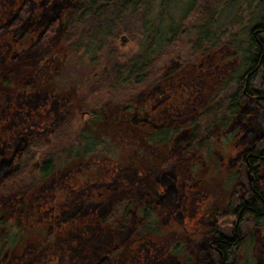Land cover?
I'll list each match as a JSON object with an SVG mask.
<instances>
[{
	"label": "rangeland",
	"instance_id": "374dc122",
	"mask_svg": "<svg viewBox=\"0 0 264 264\" xmlns=\"http://www.w3.org/2000/svg\"><path fill=\"white\" fill-rule=\"evenodd\" d=\"M53 1L52 7L56 3L58 6L61 4L60 0ZM186 3L187 0H177L171 9V15L176 20L183 15ZM20 4L21 0H0V25L17 11ZM241 5L242 1H237L226 6L221 13L220 22L227 24L237 14L241 16L239 11ZM42 13H48V18L51 15L47 9ZM242 15L244 16L242 22L233 28L232 34L245 36V31L249 30L245 28L247 14L245 16L244 12ZM130 17L128 15L125 22L133 28L136 23ZM53 28L55 32H49L45 41L38 42L33 47V54L45 58L36 66L35 63L28 65L29 73L35 72L33 74L38 81H35V88H30V92L24 97L18 96L25 82L21 77L23 75L21 60L15 61L17 66L15 73L18 78H13L11 82H5L6 67L2 65L0 67V115L5 111L4 117L1 116L0 119V147L4 145L2 140L9 145L23 130L50 137L49 130L57 123V116L47 112L51 107L44 105V102L45 99L51 101L54 98L56 87L53 84L57 82L64 86L69 83L66 77L69 78L70 72L77 74L78 77L84 75V78L90 73L87 57L81 59L80 53L70 55L61 51L65 27L59 23ZM128 36L131 41L125 45H121L120 39L114 40L118 36L110 38V41H114V44L110 45L114 49L115 45L119 44L130 59L140 52L143 36L138 32L132 35L128 32ZM12 39L10 33L0 34V42L4 48V57L0 55V63L8 57L7 63L13 64L9 60L11 55H8L14 52L11 48L19 49V54H22L25 48L26 52H31L30 47L34 42L32 39H24L14 47L9 44ZM179 49V45H173L168 52H176ZM186 49H182L181 52L190 56L191 52ZM166 59L167 56L155 67H165ZM239 61L234 48L225 45L212 56L198 60L197 70L194 72L191 69L195 64L188 65L190 70L186 72L187 77L176 76V80H170L163 85L166 93L170 95L153 109V117L158 120L165 115L182 118L185 114L193 112L194 106L205 102L212 85L219 84L237 67ZM169 62L167 69L175 66L174 59L170 58ZM239 71L243 73V70ZM41 72L44 73L46 82L41 80ZM25 74L29 79L28 72ZM32 83L34 84V81ZM150 86L152 82L149 77L148 87ZM9 104L10 108L6 109ZM242 115L243 109L234 119L237 120ZM256 116L261 119L262 113L256 112ZM105 126L102 130L104 134L101 135L104 137L97 138L100 143L97 149L91 151L81 164L75 163L62 168L55 179H50L38 187L34 194L35 201L29 205L31 210L28 216L20 221L14 217L8 219L6 223H0V233L5 226L4 233L10 240L6 248L0 246V264H99L102 261V264H121L123 261L125 264H184V260L177 257L173 250L174 244L177 242L179 244L180 241L181 246L185 245L194 258L199 261L208 259V246L211 243L209 228L214 225L215 220L222 223L230 217L227 211L233 187L231 171L234 158L245 148L240 136L242 129L227 128L215 137L208 148L194 156L186 155L182 151L180 141L183 131L179 132L178 138L170 144L164 142L160 144L159 140L150 142L143 128L136 124L130 126L108 121ZM254 130H260L259 123L255 125ZM189 161L192 162L191 172L188 169ZM169 172L179 173V178L183 174L186 176L184 198L176 202L177 200L172 199L173 193L166 197L158 208L160 227L154 229L151 236H143L139 234L140 229L137 227V223L142 219L141 210L139 207L140 211L137 210L136 207L140 202L139 193L142 191L140 189L144 187L151 190L152 199H158L160 197L158 193H164L166 188L162 183H158L157 179L163 177V173ZM189 173L192 177L186 175ZM86 179H98L114 186L117 184L119 189L115 191V188L106 187L109 194L106 193L105 198H102L105 200L99 205L98 212L90 214L88 218H74L66 222L61 221L60 216L52 218L51 215H45L53 206L59 211L62 205L71 204L73 200L79 198V192ZM124 196L134 199L132 207L134 211L128 220L121 223L118 221L119 217L111 216L110 209L112 200ZM79 201L80 199L77 202ZM8 215L9 213H6V216ZM51 223L54 224V229L52 235L46 239L45 227L50 229ZM120 223L121 225H118ZM16 232L19 233L20 239L15 242L11 237ZM257 246L246 244L241 248L239 256L243 264H246L247 258L252 259V264H255L253 256L257 252Z\"/></svg>",
	"mask_w": 264,
	"mask_h": 264
},
{
	"label": "trees",
	"instance_id": "16d2710c",
	"mask_svg": "<svg viewBox=\"0 0 264 264\" xmlns=\"http://www.w3.org/2000/svg\"><path fill=\"white\" fill-rule=\"evenodd\" d=\"M60 1L61 4L59 6L56 3L52 7L53 0H39L40 8L37 10L34 7L35 0H21L22 4L19 5L17 11L12 13L0 25V32L10 33L13 42L17 43L24 34V24L28 27L25 28V32H27L26 35L30 38L29 40L40 39L41 36L46 38L49 32H55L53 27L59 23L65 27V34L63 39H61V51L65 54L70 53V55L80 53L81 59L87 57L90 65L89 81H86L81 76L78 77V80L74 79L70 81L76 85V90L78 91L76 96L78 103L72 107V111L86 108L96 117L100 118L102 113L99 108L105 106V102L108 103L107 106L117 108L118 106L123 107L126 103L137 101L140 116H143L146 111L144 102L146 101L147 90L149 88L148 70L151 67V61L154 60L153 62L157 65L159 60L163 58V53H166L173 45L180 46V49L174 53L177 61L181 63L194 62L198 57L204 55L205 52L211 49H219L225 45H231L234 48L240 61L237 67L216 86L209 99L197 110L187 115L185 114L176 121L174 120L171 125H168L169 127L166 126L164 129H158L156 135H160L161 137L158 141L160 144L163 142L170 144L175 138H178L179 132L183 131V137L180 141L182 142V151L186 155L193 154L195 156L196 153L208 148L215 137L225 131L234 120V117L242 111L245 97L243 95L242 72L239 69L243 70L247 65V52L244 46V39L248 35L246 34L247 31H245V36H240L236 33L232 34V30L242 22L244 17L242 14L244 12L246 16L249 10L256 9V7H259V10H264V0H249L246 5L242 2L239 9L241 16H238V14L235 16L241 18V20H236L234 17L227 24L220 22V16L224 8L233 2L242 0H190L185 6L186 10L182 18H180L178 25L173 26L166 25L167 19L164 8L167 0H79L81 7L83 3L87 5V10L84 11V15L80 18L76 14L72 23H69V14H64L63 20L58 16L59 7L66 0ZM248 4H251V9L249 8L250 5L248 7ZM150 5H154L155 7L154 12L156 17L154 19L157 23L154 26L148 24ZM132 6L139 11L140 20H143V25L133 28L125 22ZM46 9L50 10L51 15L49 18L48 13H42ZM119 9L122 11L121 16L117 12ZM75 10V13H78L79 9ZM30 24L34 26L29 28ZM121 24L123 25L122 28L120 27L122 26ZM121 32H129L131 35L138 32L145 38L140 44V52L130 59H128L126 52L119 44H116L114 49L111 46L112 43L114 44V41H110V38L118 36ZM260 35L264 41V31ZM151 36H154L155 42L153 44L150 42ZM249 40L251 41L252 53L262 54V46L255 43L253 39ZM151 44L153 45V49L150 48ZM107 46L109 47L107 48ZM182 49L191 52L190 56L182 53ZM26 54V60L29 63L31 61V54L30 52H26ZM19 59L21 60L18 50L12 52L9 58L14 64H10L12 69L17 67L15 63ZM32 63H35V61L29 64ZM254 65L258 66L257 61ZM3 66L7 67V64ZM69 77L71 78V75ZM13 78H18L15 72L9 78L5 76L4 80L8 83L9 81H13ZM40 78L43 82H46L43 72L40 73ZM180 78H182V75ZM87 83H89V87L84 85ZM34 86V84H31V87L28 85V88H35ZM250 87L253 92L264 94V59L252 74ZM260 107V112L262 113V118L258 120H261L259 122L260 130L259 132L257 131L258 133L253 138L252 148L256 149V152L264 154V101ZM9 108L10 104L6 109ZM190 117L194 118L190 119ZM138 125L140 127L143 126V129L146 126L142 120L139 121ZM144 130L145 132L147 131L146 127ZM28 133L30 132L27 130L22 131L23 135ZM74 133H76L74 125L66 121L57 125L49 141L40 136H34L28 137V143L21 142V144L25 147L24 152H27V156H29V151L34 152L40 149L43 152V158L47 159V165H52L51 158L56 155L57 164L55 165L54 162L53 169L54 165L55 169L61 166L64 168L63 166L69 162L66 156H68L70 149L77 148V144L80 142L84 149L90 146L86 139H79L78 143L74 142ZM148 139L150 140V138ZM20 154L19 152L16 155ZM13 162V160L6 158L0 153V174L10 168L16 167L17 165H13ZM234 164L236 169L234 175L232 174L233 187L230 192V199L232 200L231 209L235 211L242 209L244 213L242 216V232H245L244 221L246 220L254 224L251 228L255 227L258 229L260 226L263 227L264 218L262 220L247 218L250 214H261L264 210V205L256 192L250 187L244 155L240 154L238 157H235ZM191 165L192 162H190V166L188 167L190 172ZM25 167L21 165L18 171L21 172L22 168L25 170ZM163 174V177H159L157 182L162 183L166 189L164 193H158V196H160L158 199H152L151 190H147L144 187L140 189L142 190L139 193L140 202L136 207L137 210H139V207L142 213V219L137 223L138 229H142L141 235H149L152 229L157 230L160 227L161 219L157 216V213L159 214L158 208L166 197H169L173 193L174 198L172 199L177 200L176 202H180L184 198L186 176L183 174L179 178V173L176 172ZM186 175L192 177L190 173ZM254 178L255 181L258 180L256 170L254 171ZM256 185L257 187L259 186L257 182H255ZM258 190L260 193H263L261 186L258 187ZM107 193L109 194V191ZM104 200L102 199L101 202L94 203L97 206L95 213L98 212V207ZM81 203L82 200L75 203L67 212L73 213ZM133 205L134 199H129L125 196L115 201L112 200L111 216L113 218L119 217L118 221L124 223L130 217L131 212L134 211ZM91 212L93 214L94 211L91 210ZM61 214L63 213L59 215L61 221H65L63 217H69L66 214L61 216ZM107 218L109 219L110 215ZM121 223L118 225H121ZM209 231L214 233L212 238L216 240L218 249L212 250L208 248L211 255V258L208 257V264H223L224 258L225 264H243L239 256V243L233 226H211ZM1 243L0 241V245ZM181 256L182 254L178 253V257L181 258ZM190 261H192V264H199V259L193 256L190 260L187 259L188 263Z\"/></svg>",
	"mask_w": 264,
	"mask_h": 264
},
{
	"label": "flooded vegetation",
	"instance_id": "af4514ba",
	"mask_svg": "<svg viewBox=\"0 0 264 264\" xmlns=\"http://www.w3.org/2000/svg\"><path fill=\"white\" fill-rule=\"evenodd\" d=\"M190 0H187L186 5L188 4ZM249 0H242L244 5L248 3ZM177 0H167L166 6H165V17L167 19L166 25L168 24L169 26L173 25H178L180 18L176 20L172 15H171V9L176 5ZM83 6L81 7V4L79 0H66L64 4H62L59 7L58 11V16L64 19V14H69L70 20L69 23L73 22V19L75 18V15L80 18L81 16L84 15V11L87 10V5L82 4ZM185 5V6H186ZM250 5V7H249ZM34 7L38 10L40 8L39 0H35ZM248 7L251 9V4H248ZM154 5L149 6V20L148 24L154 26L157 22L154 19L156 17V14L154 12ZM75 9H79L78 13H75ZM186 10V7H185ZM184 10V12H185ZM158 11V9H156ZM254 11H257L254 13ZM119 12V15H122V11L119 9L117 10ZM129 15L131 16L130 18L133 19V21L136 23V26H138V23L140 22L141 25H143V20L139 19V11L135 9V7H130L129 10ZM247 19H246V24L245 26L249 28L247 30V35L244 39V46L246 47V63L247 65L243 68V73H242V78H243V95L245 97V103L243 105V115L240 116L237 120L234 119L228 129L229 130H235L241 128V141L244 143L245 148L240 154L244 155V159L247 165V173H248V179L250 181V187L253 191L256 192L258 197L261 199L263 205H264V154H260V152H256V149L252 148V141L257 131L254 130L255 125H257L260 121L259 117L256 116V112H260L261 109V104L264 101V94L262 93H255L251 90L250 87V79L252 74L257 70V68L260 66L262 63V60L264 59V41L261 38V32L264 31V10H259V7H256V9L249 10L247 13ZM128 16L126 17V19ZM126 24H128L126 22ZM122 25V24H121ZM135 25V24H134ZM24 24V34L20 38V40L17 41V43L13 41H9V44L14 47L16 44L20 43L24 39H30L26 35L27 32H25V28H28ZM33 24H30V27H33ZM135 26V27H136ZM121 28L123 27L120 26ZM2 31V30H1ZM6 33L2 31L0 34ZM126 33L121 32L117 38H114L115 41H118L120 39L121 45V37L125 35ZM128 35V33L126 34ZM129 37V36H128ZM130 38V37H129ZM145 38L143 37V40ZM249 39H253L255 43L259 44L263 48L262 54L260 53H252L251 50V41ZM46 38L44 36H41L40 39H35L33 40L34 42L31 44V63L32 61H35V66L38 65L42 59L45 57H40L39 54L34 53L33 54V47L38 43L45 41ZM142 40V41H143ZM150 42L153 44L154 41V36L150 37ZM131 41V40H130ZM151 44L150 48L153 49V45ZM169 47V46H168ZM167 47V48H168ZM13 51H20L19 49H13ZM0 55L4 57V48L3 45H1L0 42ZM26 48L23 50L22 54H19V58H21V68H23V75L21 76L24 79V86L22 90H20L18 96L20 98L24 97L27 92H30L28 85L31 87L32 81H34V85H36V80L35 76L33 73L35 72H30L28 71V62L26 60L27 54H26ZM218 49H211L207 52H205L204 55L201 57H198V59L194 60V62H189V63H181L180 61H177L176 55L174 52H166L163 53V58L159 60L158 63L163 62L165 57L167 56L168 59L165 60V67H155V63L153 62L154 60L151 61V67L148 70V76L150 77V80L152 82V86L148 88L147 92V98L146 101L144 102V107L146 109L145 114L142 112L144 115L140 116L138 106H137V101L132 102V103H126L123 107L118 106L117 108H112L107 106V102H105V106H102L99 108L101 110L102 116L100 118L96 117L89 109H79L76 111H72V107H74L78 101L76 99L78 91L76 90V85L72 84L70 81H73L74 79L78 80L77 74H72L70 72L71 78L66 77L69 80V83L65 84L64 86H61L59 83L53 84L55 85L56 89V94L54 98L51 101H48L45 99L44 105H49L48 107H51V109H48V113H54L55 116H57L56 124L51 127L49 130L50 137H44L42 134H35V133H28L26 135H23L22 132H19L18 135L15 137V141L6 144L5 140L4 145L0 147V153L3 154L6 158L13 160L14 164L17 165L16 167L10 168L6 170L4 173L0 174V223H6L8 219L14 218L15 220H22L24 217L28 216L30 214V204H33L35 201V193L38 189V187L44 183H47L50 179H55L58 176V172L62 169L61 167H56L55 165L57 164V157L56 155L52 156L51 161L52 165H47L46 158H43V152L40 150L38 151H29V156H27V152H24L25 147L21 144L23 143H28V137H34V136H40L41 138H44L46 140H50L52 138L53 133L55 132V129L58 124H62L64 122H69L74 125L76 129V133L73 134L74 137V142H79V139H86L88 140V143L90 144L89 148L84 149L81 145V142L77 144V148H72L68 151V156H66V159L69 161L68 164L64 165L63 167L71 166L75 163L81 164L84 159H86V156L93 150L97 149V146L100 144L97 141L98 139H102L104 136V133L102 132L103 128L105 125H107L108 121L111 123H125L127 125H138L139 121L142 120L143 123L146 124L144 126V129L146 127V132L144 129V134L150 138L151 141L159 140L161 137L160 135H156L158 132V129H164L169 127L168 125H171L174 120L176 121L178 117H175L174 115H165L161 119H155L153 117L152 111L153 109L157 108L167 97L170 95L169 93H166L165 87L163 88L164 84H167L170 82V80H176L177 77L179 76H186V72L190 70L188 68V65H194V67L191 69L192 72H194L197 66V61L198 60H203L206 56L207 58L212 56L213 53H216ZM8 55H12V53H8ZM170 55V56H169ZM169 56V57H168ZM172 58L175 61V66L173 68H168L167 66L170 63L169 59ZM8 57H5L3 59V62L0 63V66L7 64L6 67V72L5 76L9 78L12 73L15 72V69L11 68V65L7 63ZM251 61V62H250ZM253 61V62H252ZM257 61L258 66H255V62ZM169 62V63H168ZM157 63V64H158ZM255 66V67H254ZM188 68V69H187ZM90 70V69H89ZM234 70V69H233ZM41 71V70H40ZM26 72L30 75L29 79L26 78ZM185 72V74H184ZM76 77H75V76ZM83 77V79H86V81H89V76L90 73L87 74V78H84V75H80ZM187 77V76H186ZM64 77V79H66ZM54 81V80H53ZM75 85V86H74ZM79 85V84H78ZM89 87V83L84 84ZM218 83L212 85V89L210 90L205 102L209 99L211 93L215 90L216 86ZM159 95L162 97L160 98ZM47 96V95H46ZM45 96V97H46ZM204 102V103H205ZM12 105V104H11ZM203 103H200L199 106H194L192 109L197 110ZM254 105V106H253ZM151 108V110H149ZM191 109V110H192ZM5 115V111H3L2 115H0L2 118ZM70 117V118H69ZM194 117H190V119H193ZM161 124V125H159ZM101 125V126H100ZM139 126V125H138ZM106 127V126H105ZM140 127V126H139ZM98 128L100 131H98ZM143 128V126L141 127ZM233 132V131H231ZM240 134V133H239ZM21 135H23L21 137ZM260 135H262L260 133ZM1 136V135H0ZM258 136V135H257ZM260 137V136H259ZM1 141V139H0ZM22 151V152H21ZM28 151V150H26ZM21 153L20 155H16L17 153ZM239 154V155H240ZM238 155V156H239ZM18 156V157H17ZM236 156V157H238ZM54 169H53V164ZM23 165L26 166L25 170L22 168L21 172L18 171L19 167ZM256 168V169H255ZM64 169V168H63ZM235 164L232 168L231 175H234L235 172ZM256 170L258 180L255 181L254 178V171ZM16 171H18L16 173ZM34 177V179H33ZM233 177V176H232ZM255 182L258 183V187L261 186V190H263V193H260L258 190L257 185L255 186ZM263 182V184H262ZM115 188V191L119 189L117 184L114 186L113 184L107 183L105 181H101L98 179L90 180L86 179L83 187L81 188V191L79 192V198H76L73 200V203H68L66 205H62L60 210L58 211V208L56 206H53L51 208L50 212H46L45 215H48L53 218H59L60 211L63 213V215H69L68 218L63 217V219L67 222L68 220L72 219H80V218H88L90 214H92L91 210H93V214H96V208L97 206L94 204L95 202H101L102 198H105L107 189ZM231 192V191H230ZM117 193V192H116ZM122 198V197H120ZM80 199L82 200V203L80 206L73 212L69 213L67 212L69 208L73 207L75 203H78L77 201ZM231 199L229 195V200H228V209L230 211H227V214L230 215L227 220L223 221L220 223V220H215L214 225L212 226H224V225H229L233 226L237 235V240H238V247L239 251L243 246L246 244H253V245H258L257 246V252H255V264H264V226H260L258 229L251 228L253 227L254 224L252 222L246 220L244 221L245 225V232H242V216L243 212L242 209L239 211L232 210V204H231ZM6 213H9L8 216H6ZM260 215V216H259ZM250 214L248 215L247 218L250 219H258L262 220L264 218V210L261 214ZM256 217V218H255ZM256 221V220H254ZM247 226V227H246ZM244 228V227H243ZM54 229V224L51 223V228L48 229L45 227V234H46V239L50 235H52ZM142 229L139 230L141 232ZM6 232V227H2L1 233H0V241L2 242L0 246L1 248H6L7 247V242L10 241L7 239V235H5ZM154 232V229H152L149 233L151 236ZM208 232L211 234V243L208 246L210 249H218L216 245V240L213 237L214 233H211L209 230ZM3 233V234H2ZM152 233V234H151ZM141 234V233H139ZM143 236H149L148 234H142ZM6 237V239H4ZM13 241H19L20 236L19 233H15V235H12L11 237ZM52 242V240H51ZM182 241L175 243L173 250L174 253L178 257V253H181V259L184 260V264H192V261L189 263L187 262V259L190 260L192 257L191 252L186 249V246H181ZM260 244V245H259ZM6 246V247H5ZM209 250V249H208ZM211 258V255L209 256ZM105 262V261H104ZM209 263V258L207 260H202L199 261V264H206ZM100 262L99 264H102ZM225 258L223 260V264H225ZM246 264H252V259L247 258ZM121 264H125V261L121 262Z\"/></svg>",
	"mask_w": 264,
	"mask_h": 264
},
{
	"label": "water",
	"instance_id": "95a60500",
	"mask_svg": "<svg viewBox=\"0 0 264 264\" xmlns=\"http://www.w3.org/2000/svg\"><path fill=\"white\" fill-rule=\"evenodd\" d=\"M121 41H122V44L125 45L127 42L130 41V38L128 37V35L125 34L121 37Z\"/></svg>",
	"mask_w": 264,
	"mask_h": 264
}]
</instances>
